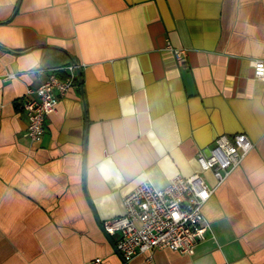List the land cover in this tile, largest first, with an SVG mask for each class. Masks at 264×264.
<instances>
[{
    "label": "crops",
    "instance_id": "crops-1",
    "mask_svg": "<svg viewBox=\"0 0 264 264\" xmlns=\"http://www.w3.org/2000/svg\"><path fill=\"white\" fill-rule=\"evenodd\" d=\"M0 44V264H264V81L251 64L264 59V0H0ZM67 62L81 84L32 142L27 89ZM239 132L253 148L203 204L194 253L124 261L98 221Z\"/></svg>",
    "mask_w": 264,
    "mask_h": 264
},
{
    "label": "built area",
    "instance_id": "built-area-1",
    "mask_svg": "<svg viewBox=\"0 0 264 264\" xmlns=\"http://www.w3.org/2000/svg\"><path fill=\"white\" fill-rule=\"evenodd\" d=\"M173 52L179 63L186 61L185 48H174ZM251 64L254 75L264 81V59H253ZM78 69L76 62L57 65L38 86L27 89L23 109L27 117L26 135L32 142L42 138L46 115L54 110L58 99L76 81ZM14 76L13 73L6 75L7 78ZM31 92L33 95L29 96ZM253 145L242 132L219 134L207 151L197 153L198 171L187 176L176 174L164 187H156L144 180L124 195V212L101 221L103 231L114 236L115 247L124 261L140 253L147 254L150 259L154 249L162 248L193 254L209 228L202 214L203 204ZM207 171L213 176L215 185H209L203 177ZM86 264H102V260L95 257Z\"/></svg>",
    "mask_w": 264,
    "mask_h": 264
},
{
    "label": "water",
    "instance_id": "water-1",
    "mask_svg": "<svg viewBox=\"0 0 264 264\" xmlns=\"http://www.w3.org/2000/svg\"><path fill=\"white\" fill-rule=\"evenodd\" d=\"M0 46H1V47H4V46L1 45V44H0ZM4 48H5V47H4ZM51 48H53V49H57L56 47H51ZM8 50H11V51L16 52V51L13 50V49H9V48H8ZM27 50H31V49H27ZM77 79H78V82L81 84V76H80V71H79V70H77ZM89 203H90V202H89ZM98 223H99L100 228L102 229L101 222L98 221ZM102 231H103V229H102ZM103 232H104V231H103ZM104 234H105L106 238L110 241V243H111L113 246H115V243H114V240L112 239V236H110V235H109L108 233H106V232H104Z\"/></svg>",
    "mask_w": 264,
    "mask_h": 264
}]
</instances>
